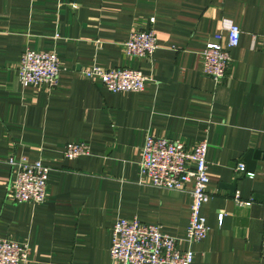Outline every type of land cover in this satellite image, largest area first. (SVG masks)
<instances>
[{"label":"crops","instance_id":"crops-1","mask_svg":"<svg viewBox=\"0 0 264 264\" xmlns=\"http://www.w3.org/2000/svg\"><path fill=\"white\" fill-rule=\"evenodd\" d=\"M229 23L242 33L217 82L202 74L201 51ZM136 29H154L151 57L125 52ZM28 49L57 54L54 87L19 82ZM93 65L141 69L145 88L111 92L83 75ZM148 134L209 143V232L192 244L193 264H264V0H0V238L27 242V264H123L110 256L119 217L160 224L188 247L189 191L142 179ZM69 142L89 152L68 158ZM249 149L263 158L232 191ZM11 158L50 167L44 203L12 199Z\"/></svg>","mask_w":264,"mask_h":264},{"label":"built area","instance_id":"built-area-1","mask_svg":"<svg viewBox=\"0 0 264 264\" xmlns=\"http://www.w3.org/2000/svg\"><path fill=\"white\" fill-rule=\"evenodd\" d=\"M154 17L151 22H154ZM242 30L239 24L229 23L225 33L219 32L207 42L202 55V74L220 82L226 75L231 61L230 49L239 45ZM125 52L138 58L151 57L158 48L154 29H136L130 32L123 44ZM62 69L61 61L54 51L28 49L21 55L18 79L23 86L46 84L54 87ZM87 78H97L111 92H139L145 88L146 75L141 69L130 67L104 68L93 65L82 71ZM209 143L200 140L188 148L179 139L146 135L141 148L140 171L145 183L167 190L189 191L191 196L190 220L187 227L185 249L178 247L177 238L165 232L160 224L143 222L134 217H119L113 227L110 256L123 264H193V243L203 241L209 232L202 207L211 198L208 190ZM89 152L84 142H69L64 155L76 158ZM13 170L10 193L17 203H44L48 198L50 167L41 159L26 158L9 160ZM236 170L244 171L245 164L238 163ZM253 176V172H247ZM191 185V189H188ZM240 205H250L252 199L244 200L235 195ZM222 220V215L219 217ZM30 247L27 242L0 238V264H27Z\"/></svg>","mask_w":264,"mask_h":264},{"label":"water","instance_id":"water-1","mask_svg":"<svg viewBox=\"0 0 264 264\" xmlns=\"http://www.w3.org/2000/svg\"><path fill=\"white\" fill-rule=\"evenodd\" d=\"M262 152L260 150H253V149H249L244 156L242 157L244 163L246 164L245 170L244 171H240V173H238L235 177L234 183L227 185V187H229V189H231L232 191L235 190V184L236 181L240 178H243L247 172H249L250 170H255L256 167V161L259 159H262Z\"/></svg>","mask_w":264,"mask_h":264}]
</instances>
